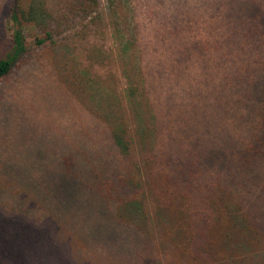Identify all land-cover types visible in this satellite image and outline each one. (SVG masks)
Returning <instances> with one entry per match:
<instances>
[{
  "label": "rangeland",
  "instance_id": "1",
  "mask_svg": "<svg viewBox=\"0 0 264 264\" xmlns=\"http://www.w3.org/2000/svg\"><path fill=\"white\" fill-rule=\"evenodd\" d=\"M69 1L28 0L23 37L55 43L0 77V264H264V167L234 165L264 130V0H99L81 33Z\"/></svg>",
  "mask_w": 264,
  "mask_h": 264
},
{
  "label": "trees",
  "instance_id": "2",
  "mask_svg": "<svg viewBox=\"0 0 264 264\" xmlns=\"http://www.w3.org/2000/svg\"><path fill=\"white\" fill-rule=\"evenodd\" d=\"M99 10V0H70L63 15V21L77 33L88 29V24H92L91 18L97 15ZM32 6L28 0H9L6 20L12 30L13 51L8 58L0 59V77L4 76L14 59L19 57L28 46H43L45 43H55L53 32L45 30L43 34L34 35L29 41L23 37L25 26H30L32 17ZM91 17V18H90ZM86 19L89 22L86 23ZM80 30V31H79ZM28 50V49H27ZM234 165L239 170H251L255 165L264 167V130L257 127L254 135L241 144L237 153ZM193 176V173H190ZM196 177V175H194ZM179 184V181L176 182ZM209 223V222H207Z\"/></svg>",
  "mask_w": 264,
  "mask_h": 264
}]
</instances>
